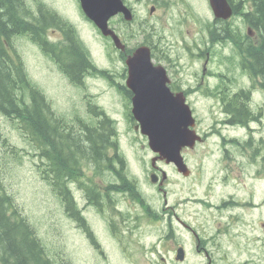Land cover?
I'll list each match as a JSON object with an SVG mask.
<instances>
[{
    "label": "rangeland",
    "instance_id": "374dc122",
    "mask_svg": "<svg viewBox=\"0 0 264 264\" xmlns=\"http://www.w3.org/2000/svg\"><path fill=\"white\" fill-rule=\"evenodd\" d=\"M27 1L28 4L35 6L36 0ZM42 1L52 11L76 26L84 41V46L92 54L94 63L99 68L107 69L112 75V79L94 75L87 78L82 85H76L65 77L60 68H57L50 59V56L39 49L33 41L26 36H19L14 39L16 51L25 62L29 76L52 105L54 114L63 115L64 121L62 122L65 127H67L66 122L71 120L70 122H74V124L72 123L70 128L77 131L80 124H77L78 121L75 117L79 116L82 120L94 117L95 115L90 111L92 104L97 105V108L100 107L110 118L115 120L117 136H119L118 143L129 160L131 158L133 170L143 181L141 186L143 194L152 203L154 209H162L164 205L162 193L149 182L145 172L152 153H147L146 139L138 138L136 136L138 132H135L129 122L125 120L127 100L114 88L113 81L114 83L117 81L119 84L124 83V60L115 51L112 43L101 35L96 26L86 20L77 0ZM188 1L197 11L196 14H192L189 7L183 3L160 8L161 10L149 14L150 5L148 4L152 0H142L141 5L136 8L135 18L137 21L132 23L131 27L124 21L118 23L117 26L124 33L125 40L131 48L141 43L143 30H146L154 35V40L161 38V44L169 48L171 55L177 53L183 55L182 36L186 37V42L191 43V46L195 41L199 42V40H193L201 35L196 26L197 17L200 20L207 18L209 11L206 7H210L207 0ZM247 6L249 7V5ZM140 20H145V26L139 22ZM236 21L245 27L241 18ZM245 31L247 32V30ZM48 34L52 40L61 38L58 29H49ZM251 34L249 33V35ZM252 36L256 41L255 31ZM226 53L225 48H219L217 55L219 65L218 60L215 59L213 67L217 68L218 66L222 69L227 64L229 74H232V70L241 82H247L249 77L243 75L241 70L237 72L234 70L233 62L224 56ZM190 99L194 101L197 115L203 120L202 127L209 125L213 115L209 104L213 102V99L206 98L201 91ZM262 99L263 96L260 95L255 101ZM58 124L60 123H55L56 126ZM254 126H256L254 135L256 137H259L260 134L264 136V121L263 124L255 123ZM209 144L201 142L195 150L188 152L190 162L197 171L196 182L191 184L189 192H186L188 179H181L182 182L178 184L173 170L169 171L166 191L167 206H172L178 200V186L179 200L182 203L176 208V214L189 223L197 234L201 235L207 250L214 252L215 246L211 239L215 238L225 227L224 224L228 219L224 216L221 208L216 206L220 204L224 194L221 181L209 179L211 163L215 158L213 155L209 157L204 155L206 149L212 146ZM11 146L19 149V153L22 155L20 159L13 158L9 148ZM37 152L20 134L14 121L0 115V177L6 187L4 191L13 197L16 210L29 220L34 227L35 235L44 247L43 250L45 249L47 253L51 254L53 257L51 260L55 259L57 264H163L160 261L161 258H164L169 264H206L203 254L199 255L194 250L195 244L192 235L173 220L172 228H170L168 211L172 216L171 208L165 209L166 214L164 213L158 219L155 218L152 222L147 220L149 216L145 211L135 204L133 205V217L128 222L127 228L122 232H117L118 234H108L100 230L94 235L97 242V246H95L89 237L78 230L76 222L67 216L60 195L53 185L42 176L40 156ZM146 157L148 161L143 164ZM260 169V175L263 174L262 179L251 178L253 169L245 166V171L241 169L238 173L240 176L241 174L244 176L240 178L237 176L239 180L234 183L238 187L237 193L241 200L245 199L250 190L254 191L256 206L250 208L245 205L244 209L233 210L239 220L227 226L229 230L222 236L224 248L228 250L227 264H264V232L260 224L264 222V172H262V165ZM88 173L95 182L103 183L102 175L104 174L98 175L95 171ZM190 180L193 181L194 178L190 177ZM70 186V193L78 199V180H72ZM199 198H203L206 202H198ZM97 228L100 227L97 225ZM118 228L117 231H121L119 226ZM177 229L181 230L179 238L185 247L186 259L184 262L174 261L175 248L172 245V236L178 235ZM176 237L178 238V236ZM221 254L223 253L215 252V258L217 256L220 258ZM219 261L216 259L217 263Z\"/></svg>",
    "mask_w": 264,
    "mask_h": 264
},
{
    "label": "flooded vegetation",
    "instance_id": "af4514ba",
    "mask_svg": "<svg viewBox=\"0 0 264 264\" xmlns=\"http://www.w3.org/2000/svg\"><path fill=\"white\" fill-rule=\"evenodd\" d=\"M77 1L79 3V0ZM122 2L130 9L132 13L131 19H125L121 12L112 16L110 19V27L118 34L125 45L124 52L115 49L121 58L124 55L130 54L132 48L128 46L125 35L119 30L117 24L124 21L131 27V24L137 21L135 18L136 8L141 5L142 0H122ZM177 3H183L188 6L192 14L197 13L188 0H152V2L148 4L150 5L149 14L155 13L156 10H161L160 8H167ZM206 9L209 11L207 18L200 20V18L197 17L196 26L201 35L195 37L193 40H199V42L195 41L193 46H191V43L186 42V37L182 36L183 55L181 53L171 55L169 48L161 44V38L159 40H154L152 33L143 30V35L141 34V42L146 41L145 44H147L151 50L152 62L164 66L168 77L167 85L173 92L183 91L186 101L190 105L192 114L195 117L196 124L194 129L200 134L201 140L196 142L193 148H184L182 151L183 160L187 166L186 173L179 172L173 163L160 158L156 153H152L150 149L147 150V153L151 152L152 155L150 157L149 166L146 165L145 167V172L148 175L147 178L149 182L153 186H156L157 190L162 193L164 204L162 209L155 210L151 205L152 203L143 195L144 191L141 187L143 181L133 170L131 158L129 160L121 146L117 148L114 146L104 148L106 158L97 159V155L94 162H88L82 159V169L79 170L78 179V199L75 200L76 198L74 197L75 199H73L70 205L68 201H63V206L67 216L77 222L76 226L78 230L89 237L95 246H97V242L93 240V236L100 230L108 234H118L117 232H122L127 228L128 222H130L133 217V205L138 204L145 213L150 216L147 220L153 221L164 213L166 214L165 209L171 208L172 216L170 215L171 212L168 211L170 228H172L173 220L177 222L181 228L189 232L193 237L195 252L199 255L203 254L206 264H227L229 257L228 250L224 248L222 236L227 234L229 227H224L215 238L211 239L214 242L215 251H208L204 244V240L200 237L201 235L197 234L191 225L182 220L175 212L176 208L182 203L179 200L180 191L178 186L177 202H174L172 206H167V177L162 180L163 172L169 173L170 170H173L176 174L178 184L182 182L181 179H188L189 183L186 190L188 193L191 189V184H194L197 178V171L190 162L188 152L195 150L201 142H206L207 144L211 142L209 145H212L206 149L204 155L207 157L211 155L215 156L211 163L212 168L209 179L221 181V186L224 189V194L220 202L222 204L221 211L224 212V216L228 219V221H226L227 226L239 220L238 215L233 212V210L238 208L244 209L246 203L250 208H254L256 198L254 191L250 190L245 199L241 200L237 193L238 187L235 186L234 183L238 182V177L244 176V174L240 176L238 173L241 169L245 171V166L253 169L251 178L262 179L263 174L260 175V167L261 165L263 166L262 172H264V136L260 134L259 137H256L254 135V129L256 128L254 124H263L264 121V90L255 87L248 75H246L249 77L248 81L241 82L240 78H238L232 70V74H229L227 64H225L222 69L218 68V66L217 68L213 67L214 60H218L217 55L221 47L227 50L224 56L233 62L234 70L236 72L238 70L240 71L242 68L238 66L240 58L236 51L234 40H237V43L245 42L246 35L243 33L247 30V33H252L251 35H247L248 40L254 42V36H252L253 31L250 26L245 25L244 27L243 24L236 21L241 18V15L235 13L234 10L232 18L224 20L214 16L211 6H207ZM139 22L145 26V20H140ZM230 23L232 24L231 27H229ZM72 26L74 27L73 31L76 32L78 39L84 44L78 29L74 24H72ZM52 29H58L61 33V38L59 40H52L49 38V40L51 42H61L63 44L67 40L65 33L58 27H53ZM213 30L216 34L215 37H213ZM229 33H233V35L230 36ZM145 35H148V37L151 36L149 38H152V40H147L149 38L145 39ZM74 44L76 43L74 42ZM76 46H78V44H76ZM55 55L56 57L49 55L50 59L57 68H60L65 77L69 78L66 71L61 67H65L64 64L68 62L65 60L66 55L62 52L56 53ZM231 56H234V58H231ZM92 59V54L89 51L88 60L90 63H93ZM93 66L97 69L94 63ZM95 72L94 70H90L85 75L82 72V81L80 84H74L82 85L87 78L97 75ZM113 84L117 93L128 99L131 98V92L130 95H126L120 85L117 86L114 82ZM196 87H198V89H196ZM245 90L246 93H242ZM198 91H206L205 97L213 99V102L209 104L210 111L213 115L210 124L205 127H202L203 120L197 115L194 101L190 99L192 96L196 95ZM237 93H240L239 96H236ZM260 95L263 96V99L261 101H255ZM237 97L244 101V104L242 103L241 106L239 103V107L236 106ZM240 107L245 108L247 115H245V111ZM127 119L130 123H133L131 115L128 114ZM132 125L134 127V124ZM147 161L148 159L146 157L143 164ZM89 171H95L98 175L104 174L102 175V177H104L102 180L103 183L95 182L94 178L89 175ZM153 173L157 175L155 182L150 181V175ZM167 173L166 176H168ZM190 177H193L194 180L191 181ZM131 181L134 182L133 186H138L139 194L142 195L138 197L133 196L134 192L131 187H129L132 185H128ZM260 224L264 232V222ZM97 225L100 228H97ZM118 226L121 231H117V229L119 230ZM176 231L178 235H175L178 236V239L175 240L173 247L178 248L182 246L185 249L184 243L180 241L181 239L179 238L181 230L177 229ZM215 252L223 254L220 255V258L218 256L215 258ZM185 259L186 253L184 252L181 260H176L174 258V261L184 262ZM216 259L220 260L219 263L216 262ZM160 261L163 264H167L164 258H161Z\"/></svg>",
    "mask_w": 264,
    "mask_h": 264
},
{
    "label": "trees",
    "instance_id": "16d2710c",
    "mask_svg": "<svg viewBox=\"0 0 264 264\" xmlns=\"http://www.w3.org/2000/svg\"><path fill=\"white\" fill-rule=\"evenodd\" d=\"M26 1L0 0V115L12 119L20 134L38 151L42 176L53 185L60 199L68 201L70 205L73 200L68 181L75 179L82 169V159L94 162L97 155V159L106 158L104 148L118 147L116 125L95 105L90 106L95 115L91 119L82 120L76 115L77 124H80L77 131L70 128L74 124L71 120L66 122L65 127L63 115L54 114L50 102L29 76L25 62L16 51L14 39L26 36L48 56L56 57V53H64L68 62L64 64L65 67H61L73 83L80 84L82 72L85 75L90 70H96L109 79L111 77L105 70H97L89 62V52L78 39L70 22L52 11L42 0H36L35 6ZM229 2L234 12L242 16L243 23L257 35V40L252 42L244 31L245 42L237 43L234 40L240 58L238 66H241L245 76L250 77L255 87L264 90V0ZM53 27L65 33L67 40L63 44L49 40L48 30ZM215 35L213 30V37ZM149 37L145 35V39ZM120 87L126 95H130L124 84ZM236 102L239 107V103L241 106L244 101L237 97ZM240 108L247 115L245 108ZM55 123L62 126H56ZM9 148L14 159L22 157L17 147ZM129 184L132 185L129 187L134 196L138 197V187L133 186V181ZM4 189L6 187L0 177V264H56L55 260L49 258L50 254L43 250L32 224L16 210L13 197Z\"/></svg>",
    "mask_w": 264,
    "mask_h": 264
},
{
    "label": "water",
    "instance_id": "95a60500",
    "mask_svg": "<svg viewBox=\"0 0 264 264\" xmlns=\"http://www.w3.org/2000/svg\"><path fill=\"white\" fill-rule=\"evenodd\" d=\"M209 3L218 18H228L232 14L228 0H209ZM80 5L100 32L110 36L117 48L123 49L120 38L108 24L109 18L118 12H123L125 19H131L132 13L122 0H80ZM125 64V84L132 91L131 112L138 122L137 127L147 136L148 146L160 158L172 162L178 171L186 173L180 150L184 146H193L199 137L190 128L194 119L182 92L170 90L165 69L152 63L150 49L146 45L138 46L128 55ZM151 178L155 181L153 174Z\"/></svg>",
    "mask_w": 264,
    "mask_h": 264
},
{
    "label": "bare ground",
    "instance_id": "6f19581e",
    "mask_svg": "<svg viewBox=\"0 0 264 264\" xmlns=\"http://www.w3.org/2000/svg\"><path fill=\"white\" fill-rule=\"evenodd\" d=\"M22 3V2H21Z\"/></svg>",
    "mask_w": 264,
    "mask_h": 264
}]
</instances>
